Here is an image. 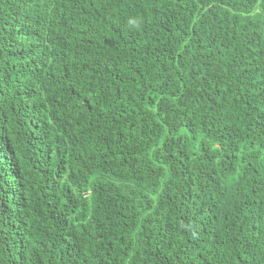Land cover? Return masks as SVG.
<instances>
[{"label": "trees", "instance_id": "obj_1", "mask_svg": "<svg viewBox=\"0 0 264 264\" xmlns=\"http://www.w3.org/2000/svg\"><path fill=\"white\" fill-rule=\"evenodd\" d=\"M0 264H264V0H0Z\"/></svg>", "mask_w": 264, "mask_h": 264}]
</instances>
